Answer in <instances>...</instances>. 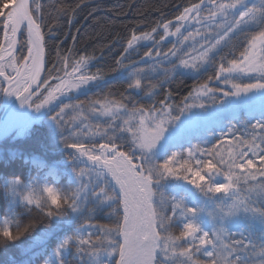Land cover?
<instances>
[{
    "label": "snow or ice",
    "instance_id": "obj_1",
    "mask_svg": "<svg viewBox=\"0 0 264 264\" xmlns=\"http://www.w3.org/2000/svg\"><path fill=\"white\" fill-rule=\"evenodd\" d=\"M83 3L62 5L45 33L43 4L0 0V91L48 106L70 158L88 162L74 167L67 192L11 181V196L49 227L37 232L38 220L6 218L0 244L34 234L25 264H264V0H199L174 22L133 32L108 71L94 67L103 48L98 57L57 46L48 59L59 15L71 25ZM142 42L151 47L139 56ZM114 74L126 84L118 93ZM184 76L197 82L177 101L168 86ZM104 212L108 222L94 223ZM242 218L260 229L241 226ZM53 220L77 228L49 252L61 226Z\"/></svg>",
    "mask_w": 264,
    "mask_h": 264
},
{
    "label": "trees",
    "instance_id": "obj_2",
    "mask_svg": "<svg viewBox=\"0 0 264 264\" xmlns=\"http://www.w3.org/2000/svg\"><path fill=\"white\" fill-rule=\"evenodd\" d=\"M37 2L44 5L42 9L45 20L43 31L46 33L48 25L54 23L58 16L57 9L62 5L75 6L80 0H37ZM196 3H199V0H85V3L76 10L71 25L67 23L68 15H59L60 28L56 31V35L50 38L46 37L48 59L55 60L57 46L61 49H68L74 45L78 54L94 53L98 57H101L100 49L103 48V55L94 67L108 71L115 66V59L123 51V46L133 32L140 34L151 31L155 23L160 20L174 22L176 16L180 15L185 7ZM253 31H258V29H253ZM162 34L160 33V35ZM0 39H2V30H0ZM156 39L159 40V35L156 36ZM171 39L174 38L164 41V50L171 47L169 42ZM237 43L242 49L243 39L240 38ZM149 47H151L150 42H142L139 56H142ZM25 54L26 50L20 53V55ZM51 66L52 64L48 63L47 67ZM212 74V70L201 73L200 82ZM195 82H197L195 77L184 76L177 78L168 87L176 100L179 101L188 94ZM110 86L114 93H118L123 91L126 84L122 77L114 74ZM1 96L2 91H0V109L3 106ZM162 97L163 92L160 95V98ZM78 99L86 98L79 96ZM141 103H145V101L141 100ZM34 109L37 114L0 145V224L6 218L11 220L19 218L25 223L30 220H38L40 222L37 224L36 231L39 232L47 229L49 222L44 220L34 208L29 212L19 197L13 198L9 192L5 191L9 178L18 176L26 183L25 185H35L38 181L52 183L61 192H67L73 189L77 183L74 167L79 171L80 168L85 167L86 162L70 158L74 150L65 146L64 133L51 119L49 107L45 106L43 111H39L35 107ZM71 114L69 113V115ZM85 179H87V175H85ZM179 183L185 184L187 188H192V185L185 182ZM165 195H169L167 190ZM107 222V212L97 214L94 219V223ZM58 223L61 226L56 237L49 241V252L55 247L57 238H63L65 235L73 233L77 228L74 221L71 224H65L63 221L53 220L51 226L55 228ZM249 224L257 231L261 227L257 220L241 219V226L246 227ZM172 231L178 233L179 227ZM33 235H25L16 243L0 244V264H25L31 257V252L26 250L33 240ZM33 264H43V258H33ZM73 264H76V260H73Z\"/></svg>",
    "mask_w": 264,
    "mask_h": 264
},
{
    "label": "water",
    "instance_id": "obj_3",
    "mask_svg": "<svg viewBox=\"0 0 264 264\" xmlns=\"http://www.w3.org/2000/svg\"><path fill=\"white\" fill-rule=\"evenodd\" d=\"M47 52V50H46ZM48 66V64H47ZM46 66V67H47ZM43 88L41 89V91ZM6 96V94H5ZM21 104L20 100L15 96L9 99L8 101L5 99L4 108L0 114V145L4 143V141L10 137L18 128L25 125L30 117L34 115L32 111V106L27 104V110L25 115L23 117L19 118V120L14 123L10 124V121L13 116V112L15 108ZM45 107V106H44ZM44 107L41 108V110H44Z\"/></svg>",
    "mask_w": 264,
    "mask_h": 264
},
{
    "label": "bare ground",
    "instance_id": "obj_4",
    "mask_svg": "<svg viewBox=\"0 0 264 264\" xmlns=\"http://www.w3.org/2000/svg\"><path fill=\"white\" fill-rule=\"evenodd\" d=\"M9 95V94H8ZM12 97H15V95H10V96H7V101L9 100V99H11ZM26 110H27V104H19L16 108H15V110H14V112H13V116H12V119H11V121H10V124H14V123H16L18 120H19V118H21V117H23V115H25V113H26Z\"/></svg>",
    "mask_w": 264,
    "mask_h": 264
},
{
    "label": "rangeland",
    "instance_id": "obj_5",
    "mask_svg": "<svg viewBox=\"0 0 264 264\" xmlns=\"http://www.w3.org/2000/svg\"><path fill=\"white\" fill-rule=\"evenodd\" d=\"M189 31H194V27H192V28H189L188 29ZM5 87H7V84H5ZM5 94L6 93H4L3 91H2V99H3V105H4V103H5V99H7V96H10V95H8V94H6V96H5ZM0 111H1V109H0ZM32 111H35V109H34V107L32 106ZM183 119V118H182ZM30 121V120H29ZM28 123V122H27ZM26 125V124H25ZM85 160V162L86 163H88L87 161H86V158L84 159ZM22 180V179H21ZM23 181V180H22ZM9 182V181H8ZM37 183H39V184H43L42 182H40V181H38ZM23 184L25 185L26 183L23 181ZM6 186H8V183H7V185ZM18 187H20V186H18ZM58 188V187H57ZM59 189V188H58ZM60 190V189H59ZM258 221V220H257Z\"/></svg>",
    "mask_w": 264,
    "mask_h": 264
},
{
    "label": "clouds",
    "instance_id": "obj_6",
    "mask_svg": "<svg viewBox=\"0 0 264 264\" xmlns=\"http://www.w3.org/2000/svg\"><path fill=\"white\" fill-rule=\"evenodd\" d=\"M13 180H20V181H22L21 178L18 177V176H17V177H11V178H9V182H8V184H9L11 181H13ZM5 191L8 192V188H6Z\"/></svg>",
    "mask_w": 264,
    "mask_h": 264
}]
</instances>
